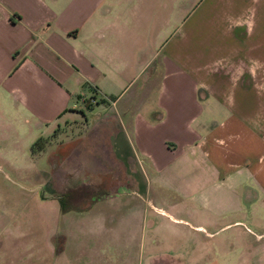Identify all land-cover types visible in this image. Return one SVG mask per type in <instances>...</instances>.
<instances>
[{"label": "crops", "instance_id": "crops-1", "mask_svg": "<svg viewBox=\"0 0 264 264\" xmlns=\"http://www.w3.org/2000/svg\"><path fill=\"white\" fill-rule=\"evenodd\" d=\"M181 1L0 0V104L31 144L44 139L29 156L49 165L53 209L75 185L145 196L161 183L179 200L172 212L185 200L203 219L153 207L186 227L170 230V261L224 264L223 230L251 233L264 190L247 166L226 172L223 140L203 120L264 121V0ZM226 207L244 221L219 225Z\"/></svg>", "mask_w": 264, "mask_h": 264}, {"label": "rangeland", "instance_id": "rangeland-1", "mask_svg": "<svg viewBox=\"0 0 264 264\" xmlns=\"http://www.w3.org/2000/svg\"><path fill=\"white\" fill-rule=\"evenodd\" d=\"M181 2L178 0V7ZM182 11L185 9L178 8V19ZM9 102L3 99L0 104V264H173L169 255L175 246L169 239L170 230L186 227L168 223L162 210L185 222H202L187 201L181 199L172 212L179 200L161 183L151 182L144 196L137 195L136 186L115 190L114 185L112 190L98 179L95 188L75 185L66 190L72 194L69 206L73 210L53 209L43 183L49 165L41 159L30 160V137L24 125L14 120ZM203 122L223 140L220 153H227L226 172L247 166L256 171L257 189L264 190V121H253L250 127L228 116L208 117ZM140 169H135L136 175ZM240 218L237 211L226 207L218 224L244 221ZM259 219L262 221L250 225L244 221L253 233L242 227L240 235L236 225L223 230L224 264H264V215Z\"/></svg>", "mask_w": 264, "mask_h": 264}, {"label": "trees", "instance_id": "trees-1", "mask_svg": "<svg viewBox=\"0 0 264 264\" xmlns=\"http://www.w3.org/2000/svg\"><path fill=\"white\" fill-rule=\"evenodd\" d=\"M44 145V139H36L31 145H30V152L31 153H34L38 150H40ZM90 194V193H89ZM87 194V199H88V195ZM71 196L72 194L69 192H66L62 197L59 198L58 200V207H59V210H73L74 208L69 206V203H71ZM78 211V210H77Z\"/></svg>", "mask_w": 264, "mask_h": 264}, {"label": "built area", "instance_id": "built-area-1", "mask_svg": "<svg viewBox=\"0 0 264 264\" xmlns=\"http://www.w3.org/2000/svg\"><path fill=\"white\" fill-rule=\"evenodd\" d=\"M89 102H90L91 104H93V103H94V100H93V99H91V100H89Z\"/></svg>", "mask_w": 264, "mask_h": 264}]
</instances>
